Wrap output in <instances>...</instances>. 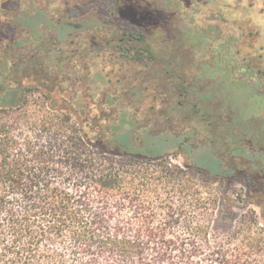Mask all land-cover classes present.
<instances>
[{"label":"trees","instance_id":"16d2710c","mask_svg":"<svg viewBox=\"0 0 264 264\" xmlns=\"http://www.w3.org/2000/svg\"><path fill=\"white\" fill-rule=\"evenodd\" d=\"M113 1L118 18L144 31L166 16L146 0ZM30 36L8 44L0 57V264H264L256 220L242 217L235 238L212 234L217 199L236 177L220 159L210 155L214 165L203 166L189 157L181 166L170 151L186 143L151 132L126 112L120 120H70L69 114L66 120H4L36 92L57 110L49 87L21 83L22 70L37 67L39 34ZM136 36L142 43L148 38ZM18 48L32 61L18 56ZM145 49L148 58L139 54L135 61L155 59ZM102 93L115 101L108 88ZM65 106L60 110L80 119L86 111L79 102Z\"/></svg>","mask_w":264,"mask_h":264},{"label":"rangeland","instance_id":"374dc122","mask_svg":"<svg viewBox=\"0 0 264 264\" xmlns=\"http://www.w3.org/2000/svg\"><path fill=\"white\" fill-rule=\"evenodd\" d=\"M146 1L166 16L144 31L118 18L113 0H0V57L14 40L39 34L37 67L22 70L21 83L49 87L57 107L52 110L36 92L4 120H66L65 114L70 120H120L126 112L129 120L151 125V132L186 143L170 151L175 163L184 166L192 157L213 166V156L235 169L223 197L217 196L212 234L235 238L238 221L247 217L258 222L261 239L264 0ZM138 32L148 36L146 42L135 39ZM146 47L155 59L135 61L139 54L148 58ZM16 52L31 60L30 52ZM76 76L88 79L75 82ZM99 86L114 94L113 103ZM76 102L86 109L81 119L60 110Z\"/></svg>","mask_w":264,"mask_h":264}]
</instances>
